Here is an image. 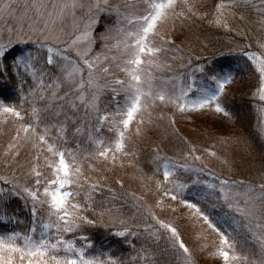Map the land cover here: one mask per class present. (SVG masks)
I'll use <instances>...</instances> for the list:
<instances>
[{
  "label": "snow or ice",
  "instance_id": "obj_1",
  "mask_svg": "<svg viewBox=\"0 0 264 264\" xmlns=\"http://www.w3.org/2000/svg\"><path fill=\"white\" fill-rule=\"evenodd\" d=\"M26 7L34 10L38 20H43V27L30 26L31 32L38 33L37 35L23 33L17 36L15 42L9 41V44L37 45V52L44 50V63L37 69L39 58L32 52L14 59L13 66L17 71L21 67L30 70L36 81L28 95L22 96V103L27 102L30 97L50 102L43 108L33 105L29 114L31 119L26 123L23 122L24 110L0 102V117L5 122L9 118L22 122L15 128V134L3 154L4 167L10 171L6 175H0V200L5 195L21 197L26 204L30 202L32 216V225L26 232L0 233V264H123L111 257L103 258L104 253L89 255L85 247L78 248L75 242L65 239L66 234L97 224V220L90 218L88 213L96 215L95 195H100L103 187L99 181L93 182L90 177L85 176L83 159L104 163L110 160L115 165L123 156L129 155L126 150L127 141L133 135L143 134V126L152 122L149 110L157 101L173 104L179 112H184L189 107L203 109L215 104L217 113L228 114L218 100L224 93L225 85L231 82L230 75L206 76L217 86L215 90L195 89L194 80L187 89L181 87L179 95L175 91L169 92L165 88L154 86L155 78L151 69L170 67L160 63V55L175 45L174 40L167 39V34L161 32V26L170 20L174 22L193 17L203 18L207 13L198 17L192 0H138V3L124 4V11L121 10V5H114L111 0H93L87 5L85 22L75 26L68 39H63V29L57 33L49 25L63 21L69 14L75 20L76 10L85 7L82 0H32ZM241 7L253 9L259 17L258 23L264 28V0H218L209 24L231 31L229 20L235 16V10ZM10 9L11 3H5L0 12L11 15ZM106 11L114 13L117 22L104 39L114 42L105 44L106 52L94 53L92 29L97 23L96 17ZM240 19L244 17L241 16ZM245 47L251 48L252 45ZM8 52L9 45L0 44V59L6 58ZM243 55L258 74V86L253 95L264 102V42H258L256 51H243ZM113 66L127 79L117 78L110 84L101 85L99 81L103 77L113 74ZM197 70L205 73L203 67ZM2 74L0 71V75ZM108 87L114 93L112 99L117 107L113 112L101 113L100 96ZM194 90L201 91V95L193 104L188 105L186 100ZM121 91L124 93L123 103L117 99ZM61 92L63 95H60ZM81 108L84 109L85 117L95 114V124L88 132V139L90 145H94V150L83 158L79 151L64 146L67 143V124ZM145 114L148 116L147 121ZM171 122L175 123L174 120ZM133 123L136 125L134 132L131 127ZM105 129L112 134L110 138H94L93 133L99 134ZM81 131L80 128L76 129L77 133ZM204 151L208 156L216 157L215 152L207 149ZM25 152L28 155L25 156L24 163H21L20 158ZM42 158L43 170L40 165ZM156 159L165 161L156 169V173L162 177L156 181V190L161 193L156 204L145 206L143 196L135 193L127 195L133 200L132 206L143 215L145 223L142 231L155 241L164 238L171 251L176 254L178 264H195L193 253L182 239L178 228L173 222L161 219L154 211V208L163 209L165 197L176 201L183 196L187 186L176 182V169L187 171L192 165L186 162H168L169 158L159 155ZM184 160L203 162L201 155L196 154V148L191 146ZM199 170L203 171L202 168ZM117 183L123 187L122 182ZM207 186L217 187L213 184ZM108 191L112 193L111 199L115 200V193L111 189ZM218 192L228 210L247 221L246 227L259 244L261 256L264 257V182L253 185L242 180L219 179ZM180 203L193 210L192 215L217 234L215 251L210 255L219 258L221 264H256V261H249L248 256L238 254L235 238L221 231L217 223L196 204L185 199H180ZM111 212V208H106L99 216L102 218ZM120 223L123 224L124 221L121 220ZM115 235L136 236L138 232L129 226L117 231ZM80 238L87 240L85 236ZM87 247L90 248L91 244ZM204 247L206 246H202L201 250ZM134 259L143 261V264H153L155 258L150 249L142 247ZM260 264H264V259Z\"/></svg>",
  "mask_w": 264,
  "mask_h": 264
},
{
  "label": "rangeland",
  "instance_id": "obj_2",
  "mask_svg": "<svg viewBox=\"0 0 264 264\" xmlns=\"http://www.w3.org/2000/svg\"><path fill=\"white\" fill-rule=\"evenodd\" d=\"M85 7L76 10L75 20L72 15H66L63 21H57L55 25H49L54 28L57 33L63 29L62 38L68 39L74 31V27L82 25L87 19V5L92 3L93 0H82ZM5 3H11V15L8 12H0V44H8L10 54L13 53L16 47H30L37 46L31 43H12L15 42L17 36L27 33L28 35H37L38 33H32V28L43 27V20H38L33 9L26 7L30 5L32 0H0V8ZM111 3L123 5L138 3V0H111ZM195 4L194 11L197 12V16L201 17L204 13H207L206 22L208 25L209 20L213 18L214 13V0H192ZM242 12L247 11L255 18V24L252 31L256 40V45L251 48H246V45H250L249 33L245 35V26H249L250 23H246L245 13H240V9L235 10V16L229 20L231 31L222 27H216L210 25L211 28L216 29L213 35L215 41L212 42V37H208L206 40L204 37L198 35L193 31L185 32L182 30L181 25L184 20L169 21L161 26V32L167 34V39L175 41V45L170 47L168 51L160 55V63L162 65H169L170 67H164L161 69L153 68L154 86L156 88H165L167 91H175L177 95L180 93L181 87L187 89L188 85L195 81V89H209L215 90L217 87L214 82L206 78V76L216 74L214 66L219 60L213 56L222 54L225 58L243 57V51H256L258 42H264V28L258 23L259 17L255 11L251 8L241 7ZM247 8V9H245ZM105 14L112 15L113 19H103ZM243 16L244 19H240ZM194 19L196 17H193ZM97 23L93 26L92 34L94 37L93 52L103 53L106 52L105 44H111L114 41H106L104 39L106 34H109V29H114L116 26L117 18L114 13L103 12L97 17ZM111 19V23L107 20ZM111 24V25H110ZM181 26V27H180ZM186 28V27H185ZM232 37L229 39V36ZM224 35V36H223ZM229 35V36H227ZM216 36V37H215ZM223 36V38H222ZM234 36V38H233ZM226 38V39H225ZM241 38V39H240ZM224 40V41H221ZM240 40V41H239ZM243 50V51H242ZM24 52V50H18ZM28 52H24L25 55ZM224 53H227L224 54ZM22 54V53H21ZM33 54V52H32ZM115 53H110V55ZM34 55V54H33ZM75 58L74 53L72 54ZM34 56H38L35 52ZM20 57V56H18ZM3 59H0V64ZM249 73L247 78L246 68ZM203 67L205 73L199 72L197 69ZM26 70V69H24ZM240 67L230 65L222 68L217 74L224 76L230 75L231 82L225 85L224 93H228L229 98L236 97L239 99H246L250 102V106L253 112V121L250 125L248 119L238 121L235 124V118L229 113L226 107L222 104L219 96L218 102L221 107L228 113L225 115L223 112L217 113L215 111V104L209 105L203 109L187 108L184 112H179L175 105L169 103H160L159 101L149 110L151 112L152 122L145 124L143 134L140 136L133 135L127 141V152L129 155L123 156L117 161L115 165L109 160L107 163L98 161L97 171L93 167V173L99 178H94L92 175H88L91 181L99 183L103 187L102 203L96 205V215L89 212L90 218H95L98 225H103L104 229L108 233L115 234L117 231H122L125 227L139 226L142 221H136L138 219V213H132L134 207L133 200L127 195V193H135L137 196H143L145 206H154L157 199L160 198L161 193L156 190V181L161 179L160 174L156 173V169L159 165L164 163V160H157L159 155L162 158H169L168 162L188 163L192 165L189 170L176 169V182L185 184L187 187L183 191V196L178 197L176 201L165 197L164 207L154 208L157 216L161 219L171 221L178 228L181 233L182 239L193 253L195 264H221L219 258L210 255L215 251V242L218 240V236L215 232H212L207 228V225L202 220H198L192 215V211L185 205L180 203V199H185L190 203L196 204L202 212L209 216L217 226L236 240V251L242 256H248L249 261H256V264H260V261L264 259L261 256L259 244L254 240L248 228L246 227L247 221L237 215L234 212H230L223 200L220 198L218 192L219 179H229L230 181H244L248 184L258 185L264 182V102L259 101L254 97V93L258 86V74L255 72L251 62L244 64L241 72L243 75L237 81V71ZM29 73L30 70H28ZM112 75L103 77L99 82L101 85L110 84L114 79H127L125 75L119 71L115 66L112 67ZM183 81V83H181ZM167 82V83H165ZM118 90L119 87L117 86ZM63 95V92L60 93ZM113 95L111 87L105 88L100 96L99 107L101 113L113 112L117 105L113 102ZM201 95V91L194 90L190 93L189 98L186 100L188 105L193 104ZM121 103L124 102V93L120 92L117 97ZM50 102V100H49ZM59 103V102H55ZM111 107L113 109L111 110ZM77 113L81 116L84 115L83 120H88L91 124L88 128L80 123L76 128L71 131L76 137L82 139L85 134V140L89 142L88 132L91 126L95 124V114L85 117L84 109L81 108ZM76 113V114H77ZM71 115V113H69ZM162 117V119H161ZM80 118V117H79ZM148 116L145 114V120ZM174 120L173 124L171 121ZM246 121V122H244ZM24 122V121H23ZM19 126V121L14 118H9L7 122L3 117H0V135L2 141L5 143L4 149L1 151L2 156L12 136L15 134V128ZM132 131H135V123H133ZM80 128L82 131L77 133L76 129ZM251 129V130H250ZM105 131H107L105 129ZM246 132H250L249 134ZM14 133V134H13ZM54 134V133H53ZM248 134V135H247ZM94 138H102L103 135L93 133ZM103 136V137H102ZM64 145L68 148L71 142L66 140ZM90 144V142H89ZM73 145L77 143L73 142ZM94 147V145H92ZM196 148V154L201 155L202 161H185L184 157L189 147ZM157 149H159L157 151ZM205 149L209 152H215L216 157L208 156L205 153ZM72 150V149H71ZM73 151H76L75 149ZM27 152L22 154L20 162L24 163ZM81 157H88L85 152L81 153ZM0 175H6L10 169L4 167V156L1 157ZM89 159H83V170H85L84 162ZM94 162V161H93ZM40 165L43 170L44 160H40ZM15 167V165H13ZM99 168L103 171H99ZM203 169L200 171L199 169ZM45 174L48 172L45 170ZM92 174V173H90ZM218 178V179H217ZM117 181L122 182L123 187ZM195 182H199L196 185ZM216 185V188H209L207 185ZM111 189L117 198L122 200H128L126 205L113 206L111 204V195L108 191ZM86 191V189H85ZM84 194V191H82ZM82 194V195H83ZM127 196L128 198L126 199ZM30 204V202H29ZM31 206V205H30ZM106 208H111V213H106L102 218L99 216L101 211ZM172 209H175L173 211ZM129 210V212H127ZM135 210V209H134ZM142 215L141 213H139ZM143 216V215H142ZM124 223L121 224L120 221ZM32 225L31 223L28 229ZM24 228L26 232L28 230ZM18 226L10 227L8 233L11 231H18ZM81 230L74 233L65 235V239L75 242L76 246L85 247L86 252L89 255L95 254L92 246L89 248L87 240H82L83 236ZM39 235V228L37 231ZM204 247V250L202 249Z\"/></svg>",
  "mask_w": 264,
  "mask_h": 264
},
{
  "label": "trees",
  "instance_id": "obj_3",
  "mask_svg": "<svg viewBox=\"0 0 264 264\" xmlns=\"http://www.w3.org/2000/svg\"><path fill=\"white\" fill-rule=\"evenodd\" d=\"M213 1V0H212ZM214 2H218V0H214ZM244 9V8H241ZM247 9V8H245ZM247 16L245 17L246 23H250L249 26H245V35L252 31L255 24V18L252 16L250 12H246ZM112 15L105 14L103 19L111 18ZM111 19L107 20L109 23H111ZM206 18H191L188 20L182 21V24L179 22V25L183 26L182 30L185 32L193 31L197 33L198 35L204 37L206 40H208V37H212V42L215 41L213 35H216L217 38L220 36L219 34H215L216 29L211 28L213 25H208ZM111 25V24H110ZM180 26V27H181ZM186 27V28H185ZM253 32V31H252ZM215 36V37H216ZM224 36V35H223ZM222 36V38H223ZM229 36V35H227ZM232 37V34L229 36V39ZM234 38V36H233ZM224 39V38H223ZM226 39V38H225ZM241 39V38H240ZM250 42H248L250 45L254 46L256 45V40L254 37V33H249ZM224 41V40H221ZM240 41V40H239ZM33 49L30 47H16L12 54L8 53L6 58H3L2 63L0 64V71L3 72L2 75H0V102L5 103L9 106H15L18 108V110L22 109V114H25V121L24 123L28 122L30 117L31 108L33 105L37 108H43L47 103H49V100L41 101L38 97H30L27 102L22 103V96L28 95L29 91L35 87L36 81L33 80L31 73H29L28 70H24L23 67L20 68L19 71L13 66L14 65V59L18 56L25 55L24 52L32 51L35 55L37 46H32ZM18 50H24V52H17ZM22 53V54H21ZM38 53L39 58V64L36 65V68L38 69L40 65L44 63V50H40ZM227 55V53H224ZM214 58H217L219 61L216 62L214 66V71L217 74L222 68L235 65L237 64L240 67V70L237 71L236 78L237 81L239 78L243 75L245 72H241L242 67L244 64L248 63L249 61L246 58L243 57H234V58H225V55L222 56V54H217L213 56ZM247 78L249 77L247 69V65L245 66ZM37 75H39V72H37ZM222 104L226 107V109L229 111V113L232 115V117L235 118V124L237 125L238 121H242L245 118L250 121V124L248 122V125H250L251 128V122L253 121V112L252 108L250 106V102L246 99H239L237 100L236 97L229 98L228 93H225L221 98ZM113 107H111V110ZM80 117V118H79ZM84 115L81 116L80 113H77L75 116L72 117V120L68 122L67 124V132L65 134L66 140L71 142L68 146V149L79 151L81 154L82 152H85L88 156L90 153L93 152L94 147L89 144L85 140L86 135L84 134L82 136V139L79 137H76L72 134L71 131H73L77 125L80 123L84 125V127L88 128L91 124L88 123V120H83ZM54 122V121H53ZM246 122V121H244ZM43 127V125H41ZM251 130V129H250ZM250 133V132H246ZM14 134V133H13ZM247 134V135H248ZM102 135L99 133V136ZM98 136V134H97ZM103 137V136H102ZM104 139H108V137L104 136ZM74 143H77V145H73ZM5 143L2 141V136L0 135V163L2 153L1 151L4 149ZM30 158V157H29ZM98 161L90 160L87 162H84L85 164V170L84 174L88 177V175H92L94 178H99L96 176L95 173H93L94 170H92V163L93 167L97 171V163ZM1 166V164H0ZM99 171H103V169L99 168ZM92 173V174H90ZM196 185L200 186L199 182H195ZM83 194V193H82ZM126 199L128 198L125 196ZM96 205L102 203V195H95ZM111 200V204L113 206H121L126 205V202L128 200H122L120 198H116L115 200ZM100 202V203H99ZM135 209V210H134ZM133 211H130L132 213H138L137 209L134 207ZM96 211V210H95ZM129 212V210L127 211ZM31 213H30V204L25 202L24 199L21 197L13 196V195H5L2 200H0V233L6 232L9 230L10 227L18 226V231L21 233H24V228L29 227L31 223ZM136 221H144V218L142 215L138 213V219L135 218ZM144 224L140 223L139 226H134L133 230L138 232V235H127L125 237H120L115 234L108 233L103 225L96 226H85L82 228L83 236L87 237V242L91 244L93 250L97 251L95 254L98 253H104L105 259L107 257H111L112 259H115L117 261H122L123 264H143V261H138L137 259H134V257L137 256V252L142 248H148L151 250L152 255L154 256V262L153 264H178L176 259V254L171 251L167 241L164 238H161L159 241H155L153 238L148 237L145 232L142 231Z\"/></svg>",
  "mask_w": 264,
  "mask_h": 264
},
{
  "label": "bare ground",
  "instance_id": "obj_4",
  "mask_svg": "<svg viewBox=\"0 0 264 264\" xmlns=\"http://www.w3.org/2000/svg\"><path fill=\"white\" fill-rule=\"evenodd\" d=\"M239 9L241 10V11H240V13H241V12H242V9H241V8H239ZM246 12H247V11H244V12H242V13H245V14H243V15H246ZM20 123H22V122H21V121H19V124H20ZM101 134H102L103 136H106V137H108V138H110V137L112 136V134H111V133H109V132H107V131H105V130H104V131H102V132H101Z\"/></svg>",
  "mask_w": 264,
  "mask_h": 264
}]
</instances>
